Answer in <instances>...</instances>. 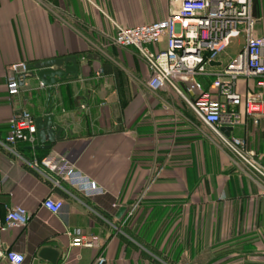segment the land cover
<instances>
[{
  "label": "crops",
  "instance_id": "crops-1",
  "mask_svg": "<svg viewBox=\"0 0 264 264\" xmlns=\"http://www.w3.org/2000/svg\"><path fill=\"white\" fill-rule=\"evenodd\" d=\"M180 1L0 0V140L15 112L45 116L48 97L30 77L10 95V64L76 55L80 65L54 95L63 132L52 149L36 150L39 139L17 144L16 153L0 144V249L24 254L22 264H35L43 247L60 252L59 264H96L100 256L104 264H264L263 250L243 251L247 242L264 249V180L236 164L176 92L148 88L151 72L135 49L111 41L113 21H160ZM263 131L264 119L247 120L235 133L264 163ZM48 154L65 156L103 192L87 196L67 184L64 192L22 159ZM47 197L64 199L58 214L43 206ZM18 205L28 224L3 229ZM77 230L97 245L72 246ZM237 240L245 244L239 250Z\"/></svg>",
  "mask_w": 264,
  "mask_h": 264
},
{
  "label": "built area",
  "instance_id": "built-area-1",
  "mask_svg": "<svg viewBox=\"0 0 264 264\" xmlns=\"http://www.w3.org/2000/svg\"><path fill=\"white\" fill-rule=\"evenodd\" d=\"M113 23L116 32L111 37L112 43L135 49L146 62L151 72L148 88L155 93L174 90L216 135L235 163L264 180L262 158L250 148L246 138L235 133L247 120L258 126L264 119V19L255 15L254 0H181L179 7L163 20L133 27ZM242 35L243 48L235 57L223 61L219 54L232 39ZM29 72L30 65L25 61L8 66L10 95L21 93V80ZM37 132L35 115L22 109L13 114L8 133L0 144L16 153L15 146L19 143L34 146ZM22 159L64 192H69L66 184L87 196L103 192L96 181L61 154ZM42 204L58 214L65 202L63 198L47 197ZM29 219L26 207L13 206L8 208L2 228L25 227ZM71 245L96 246L97 237L88 238L77 230ZM24 261V254L0 249V264ZM105 262V256H100L96 264Z\"/></svg>",
  "mask_w": 264,
  "mask_h": 264
},
{
  "label": "water",
  "instance_id": "water-1",
  "mask_svg": "<svg viewBox=\"0 0 264 264\" xmlns=\"http://www.w3.org/2000/svg\"><path fill=\"white\" fill-rule=\"evenodd\" d=\"M79 69L78 57L68 55L36 62L30 65L29 74L23 76L21 85H24L29 77L38 78L46 87L48 95L45 116L36 118L39 139V145L35 147L36 150H50L53 148L54 143L61 139L63 128L54 121L52 114L54 95L60 83L68 81L71 76L73 78L78 77ZM125 211L126 207H122L118 217H121ZM38 258L47 261L49 264H59L60 252L51 247H43L38 253ZM39 259L35 264H39Z\"/></svg>",
  "mask_w": 264,
  "mask_h": 264
},
{
  "label": "rangeland",
  "instance_id": "rangeland-1",
  "mask_svg": "<svg viewBox=\"0 0 264 264\" xmlns=\"http://www.w3.org/2000/svg\"><path fill=\"white\" fill-rule=\"evenodd\" d=\"M254 12L255 15L257 17H262L264 19V0H254ZM244 42H245V37L244 35L240 36V38H236V39H232L230 45L228 47H226L220 54L219 57L223 60V61H227L229 58L231 57H235L238 52L243 48L244 46ZM240 86H243V82L241 81ZM172 90V89H171ZM174 91V90H173ZM175 92V91H174ZM179 95V94H178ZM180 96V95H179ZM181 97V96H180ZM182 98V97H181ZM183 99V98H182ZM184 100V99H183ZM259 130H255V132H258ZM264 132V131H263ZM259 133V132H258ZM256 134V133H255ZM264 134V133H263ZM257 137V134H256ZM243 241H248V240H243ZM256 242V241H255ZM259 241L257 243H252V242H247V246H245V249L243 247V251H245L246 253H251V252H262L260 250L264 249L262 248V246H260L261 243H259ZM236 247H238L239 250V246H242V244L244 243H240L239 240H237L235 243ZM245 245V244H244ZM243 245V246H244ZM242 250V249H240ZM260 260V258H254L253 261H257ZM240 259H236L235 262H237V264H241L242 261H239ZM243 264V263H242Z\"/></svg>",
  "mask_w": 264,
  "mask_h": 264
},
{
  "label": "trees",
  "instance_id": "trees-1",
  "mask_svg": "<svg viewBox=\"0 0 264 264\" xmlns=\"http://www.w3.org/2000/svg\"><path fill=\"white\" fill-rule=\"evenodd\" d=\"M36 63V62H35ZM35 63H33V64H35ZM29 65H32L31 63H28Z\"/></svg>",
  "mask_w": 264,
  "mask_h": 264
},
{
  "label": "bare ground",
  "instance_id": "bare-ground-1",
  "mask_svg": "<svg viewBox=\"0 0 264 264\" xmlns=\"http://www.w3.org/2000/svg\"><path fill=\"white\" fill-rule=\"evenodd\" d=\"M259 18H261V17H259Z\"/></svg>",
  "mask_w": 264,
  "mask_h": 264
}]
</instances>
